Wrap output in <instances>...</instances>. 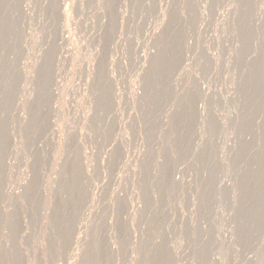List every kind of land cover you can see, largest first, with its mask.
I'll return each instance as SVG.
<instances>
[{"label":"rangeland","instance_id":"obj_1","mask_svg":"<svg viewBox=\"0 0 264 264\" xmlns=\"http://www.w3.org/2000/svg\"><path fill=\"white\" fill-rule=\"evenodd\" d=\"M251 1L0 0V264H264Z\"/></svg>","mask_w":264,"mask_h":264},{"label":"bare ground","instance_id":"obj_2","mask_svg":"<svg viewBox=\"0 0 264 264\" xmlns=\"http://www.w3.org/2000/svg\"><path fill=\"white\" fill-rule=\"evenodd\" d=\"M246 1L248 2V0H236V2H237L236 10H237V13H238V15H237V18H238V19H235V20H237V21H236L237 25H235L236 23L233 22V23H234L233 25H235L236 27H235V26L233 27V25H232L233 28H236V32H237L236 35H238V38L240 37V39H241V40H239L238 38H236V40H237V39L239 40V41H237V42L243 44V45L241 44V46H240V45L238 46V48H239L238 50H237V49L235 50V51H237V53H238V51H239V55H238V57H240V58H244V56H243V55H244V51H246L245 54L247 53V48H248V47H247V44L253 42V41L251 42V40H253V39H252V38H253V35H252V38L249 39L250 42L245 43V41H248V40H247L248 37H246L247 33H246V31H245V29H246V27H245V23H246V22H249V20H248L247 18H249V16H250V14L248 13V11H249V8H251V3H249V4H250V5H249L250 7H248V4H246V3H247ZM252 1H253V0H252ZM252 1H251V2H252ZM256 1H257V0H256ZM257 3H258V2H257ZM234 4H236V3L234 2ZM254 4H255V3H254ZM254 4H253V5H254ZM255 5H256V4H255ZM246 6H247L248 8H247ZM253 8H254V7H253ZM233 9H234V8H233ZM246 9H247V13H248L249 15L246 13ZM255 9H256V8H255ZM251 10L253 11L254 9H251ZM252 11H251V12H252ZM254 13H255V12H254ZM245 14H247L248 16H247V15L245 16ZM252 15H253V14H252ZM253 16H254V15H253ZM253 16H252V17H253ZM245 17H246V19L248 20V21H246V22H245V20H244ZM232 18H233V17H232ZM235 20L233 19V21H235ZM252 23L254 24V22H252ZM250 24H251V23H250ZM253 24H252V25H253ZM233 30H235V29H233ZM246 30H247V29H246ZM247 31L249 32V29H248ZM254 31H255V30H254ZM234 32H235V31H234ZM234 32H233V33H234ZM236 32H235V33H236ZM250 32H251V31H250ZM250 32H249L248 34H250ZM251 33H253V29H252V32H251ZM234 35H235V34H234ZM234 35H233V39L236 37V36L234 37ZM247 36H249V35H247ZM241 37H242V38H241ZM246 38H247V39H246ZM234 41H235V40H234ZM240 41H242V42H240ZM236 44H237V43H236ZM236 47H237V46H236ZM246 47H247V48H246ZM250 49H252V48L249 47L248 50H250ZM251 52H252V50H250V52L248 51V56H250V53H251ZM235 53H236V52H235ZM237 53H236V54H237ZM241 55H242L243 57H241ZM246 55H247V54H246ZM235 56H236V55H235ZM238 57H237V59H238ZM251 57H252V56H251ZM251 57H250V58H251ZM243 60L245 61V59H243ZM246 60H247V58H246ZM248 61H250V62H255V61H251L250 59H249ZM239 63H240V62H239ZM242 64H243V63H242ZM251 64H252V63H251ZM251 64H250V65H251ZM245 65H246V64H245ZM247 65L249 66V64H247ZM247 65H246V66H247ZM251 66H252V65H251ZM239 67H240V66H239ZM252 67H253V66H252ZM252 67H250V70H251ZM225 70H226V69H225ZM247 70H248V69H247ZM250 70H249V72H250ZM253 70H254V69H253ZM223 72H224V71H223ZM227 72H228V70H227ZM227 72H226V73H227ZM228 73H230V72H228ZM250 73H252V70H251ZM223 74H224V73H223ZM226 75H227V74H226ZM247 75L249 76L250 74H247ZM251 75H252V74H251ZM249 77H250V76H249ZM29 89H30V88H29ZM230 89H232V88H230ZM227 90H229V88H228ZM227 90H226V91H227ZM30 91H31V89H30ZM30 91H28V92H30ZM32 91H34V90L32 89ZM32 91H31V92H32ZM24 92H27V91L24 90L23 93H24ZM229 93H230V92H229ZM229 93L226 92L227 96H228ZM29 95H30V94H29ZM32 95H33V92H32ZM23 96H24V95H23ZM34 96H35V95H34ZM30 97H31V96H30ZM207 126H208V128H207L206 132H207L208 130H210V131H208V132H211V131L213 130V129H211V125H209V123H208ZM212 132H213V131H212ZM212 132H211V133H212ZM213 133H214V132H213ZM206 135H207V134H206ZM210 135H211V134H210ZM211 136H212V135H211ZM211 136H210V137H211ZM207 137H209V134H208V136H206V138H207ZM209 139H210V138H207L206 141L209 140ZM211 139H212V138H211ZM208 142L211 143L210 141H208ZM209 143H208V145H209ZM206 145H207V144H206ZM211 145H212V144H210V146H211ZM205 147H207V148L210 149V150L212 149V147L209 148V146H205ZM211 151H213V150H211ZM205 152H206V151H205ZM206 153H207V152H206ZM206 153L204 154V156L206 155ZM209 153H210V151L207 153V156L209 155V156L212 157V156L214 155V154H212V153H210V154H212V155H210ZM195 156H196V155H195ZM209 156H208V159L211 158V157L209 158ZM205 157H206V156H205ZM206 158H207V157H206ZM196 159H198V158H196ZM196 159H195V161H196ZM202 159H203V158H202ZM212 159H213V158H212ZM213 160H214V159H213ZM193 161H194V160H193ZM196 162H197V161H196ZM194 164H196V163H192V165H194ZM196 165H197V164H196ZM196 165H195V166H196ZM198 165H199V163H198ZM195 166H194V168H195V170H197V168H196L197 166H196V167H195ZM194 168H192V169H193V172H194ZM192 169H191V170H192ZM195 173H196V172H195ZM194 175H196V174H194ZM48 193H50V192H48ZM48 195H49V194H48Z\"/></svg>","mask_w":264,"mask_h":264}]
</instances>
